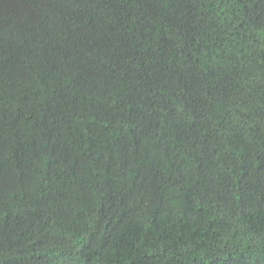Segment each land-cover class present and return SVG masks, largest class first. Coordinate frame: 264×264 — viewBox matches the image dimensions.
<instances>
[{"label": "trees", "instance_id": "16d2710c", "mask_svg": "<svg viewBox=\"0 0 264 264\" xmlns=\"http://www.w3.org/2000/svg\"><path fill=\"white\" fill-rule=\"evenodd\" d=\"M0 264H264V0H0Z\"/></svg>", "mask_w": 264, "mask_h": 264}]
</instances>
